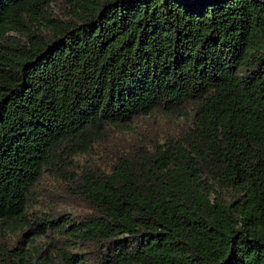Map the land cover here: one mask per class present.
<instances>
[{
    "label": "trees",
    "instance_id": "16d2710c",
    "mask_svg": "<svg viewBox=\"0 0 264 264\" xmlns=\"http://www.w3.org/2000/svg\"><path fill=\"white\" fill-rule=\"evenodd\" d=\"M0 264H264V0H0Z\"/></svg>",
    "mask_w": 264,
    "mask_h": 264
},
{
    "label": "rangeland",
    "instance_id": "374dc122",
    "mask_svg": "<svg viewBox=\"0 0 264 264\" xmlns=\"http://www.w3.org/2000/svg\"><path fill=\"white\" fill-rule=\"evenodd\" d=\"M53 10L55 12L58 11L57 7H53ZM181 119V118H180ZM167 118H163L158 115H152L148 117H144L141 119H138L134 127L136 131H128L127 135H129L132 139L131 141L137 142V140L141 139L142 135L148 136L150 134L156 135L158 138H161L166 132L163 131L164 128L168 126L171 122H167ZM179 129H172L170 130V133L177 132ZM112 134L115 137L123 138L122 132H112ZM91 160L90 157H83ZM83 158H80L79 162L80 164L83 163ZM46 187L50 189L51 193L55 197V202L53 204V207L56 209V211L63 212L65 210L70 211L73 213V215L76 216H83L85 212L88 211L87 206L80 200L75 199L73 196L69 195L65 189L64 186L52 183L51 180H46ZM50 197L46 198L49 199ZM53 198V197H51ZM54 200V199H53ZM40 209H47L46 205H41ZM49 230H47L43 234H37L34 236V241L31 243L32 245L40 244L47 239V234ZM16 236L11 237V241H14ZM28 246V245H27Z\"/></svg>",
    "mask_w": 264,
    "mask_h": 264
}]
</instances>
